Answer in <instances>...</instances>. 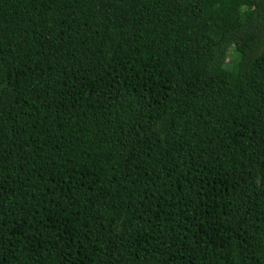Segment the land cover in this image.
I'll use <instances>...</instances> for the list:
<instances>
[{
    "label": "trees",
    "instance_id": "trees-1",
    "mask_svg": "<svg viewBox=\"0 0 264 264\" xmlns=\"http://www.w3.org/2000/svg\"><path fill=\"white\" fill-rule=\"evenodd\" d=\"M0 264H264V0H0Z\"/></svg>",
    "mask_w": 264,
    "mask_h": 264
},
{
    "label": "rangeland",
    "instance_id": "rangeland-1",
    "mask_svg": "<svg viewBox=\"0 0 264 264\" xmlns=\"http://www.w3.org/2000/svg\"><path fill=\"white\" fill-rule=\"evenodd\" d=\"M224 80H225V71L222 70L217 74L214 80L210 83L211 90L215 91L218 88H220L224 84Z\"/></svg>",
    "mask_w": 264,
    "mask_h": 264
}]
</instances>
